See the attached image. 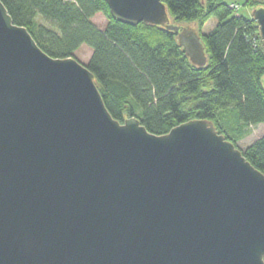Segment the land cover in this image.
Here are the masks:
<instances>
[{"label":"water","instance_id":"1","mask_svg":"<svg viewBox=\"0 0 264 264\" xmlns=\"http://www.w3.org/2000/svg\"><path fill=\"white\" fill-rule=\"evenodd\" d=\"M165 1L107 4L205 66ZM253 19L264 47V8ZM0 264H264V175L211 122L157 136L114 120L89 69L48 56L0 0Z\"/></svg>","mask_w":264,"mask_h":264},{"label":"trees","instance_id":"2","mask_svg":"<svg viewBox=\"0 0 264 264\" xmlns=\"http://www.w3.org/2000/svg\"><path fill=\"white\" fill-rule=\"evenodd\" d=\"M14 23L26 28L48 56L75 58L91 51L85 65L114 120L135 118L163 136L190 121L213 123L264 175V136L246 149L239 143L264 124V47L253 15L264 0H166L171 24L195 23L207 63L193 64L166 28L123 24L111 16L107 0H1ZM237 4L240 10L230 6ZM107 21L99 27L94 18ZM209 34L202 30L211 20ZM183 28H181L182 31Z\"/></svg>","mask_w":264,"mask_h":264},{"label":"rangeland","instance_id":"3","mask_svg":"<svg viewBox=\"0 0 264 264\" xmlns=\"http://www.w3.org/2000/svg\"><path fill=\"white\" fill-rule=\"evenodd\" d=\"M227 3H230L232 0H225ZM241 7V6H240ZM241 13L244 15H253V12L250 10H247L243 8L241 10ZM94 22L101 28H104L107 24V21L103 15H98L94 18ZM218 22L216 19H211L203 28L202 32L203 34H209L214 28L217 26ZM92 54V51L84 46L77 54V58L80 60V62L86 64L88 60L90 59ZM264 136V124L259 125L252 129V133L250 136L245 138L239 143L240 148L246 149L248 146H250L254 141Z\"/></svg>","mask_w":264,"mask_h":264},{"label":"built area","instance_id":"4","mask_svg":"<svg viewBox=\"0 0 264 264\" xmlns=\"http://www.w3.org/2000/svg\"><path fill=\"white\" fill-rule=\"evenodd\" d=\"M232 9H234L235 11H238V10H240V6L239 5H237V4H231V6H230Z\"/></svg>","mask_w":264,"mask_h":264}]
</instances>
